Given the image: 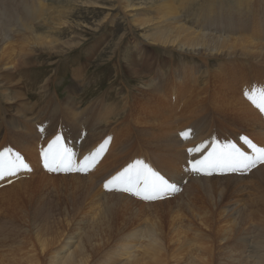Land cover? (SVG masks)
Listing matches in <instances>:
<instances>
[{"label": "rangeland", "instance_id": "rangeland-1", "mask_svg": "<svg viewBox=\"0 0 264 264\" xmlns=\"http://www.w3.org/2000/svg\"><path fill=\"white\" fill-rule=\"evenodd\" d=\"M25 1L27 3V0ZM84 1L86 0H44L45 6L42 14L39 16V20L36 19L31 22L35 23L37 20L38 22H41L42 20H49L48 24L51 26L50 19L52 18L66 19L72 23L76 29L68 30L67 27H63L59 30H63L64 32L58 31L56 34V32L51 31L52 33H50L49 36L58 37L61 35V39H65L67 36L62 35H73L76 36L75 40L80 41V38H82V42L80 41L71 51L67 50L68 53L59 55L55 58L47 57L44 54L37 56L34 61H37L39 65L30 69L27 68L29 72L26 77L28 79L26 77L24 78V81H27L28 85L32 86V88H28V85L22 86L23 91L25 90L27 92L28 88L31 94L30 100H23V103L26 105L23 114L27 115L28 118L33 117V121L30 120V123H33L32 125L37 128V131H42L41 138L44 139L43 141H46L41 145L40 150H47L49 143L53 141L57 135H59L61 137L62 144L71 149L73 153V164L77 166H79L82 162L79 161V159L82 154L86 153V150L92 152L96 146L100 147L98 142L99 144H104V140H107L110 147H113L115 144L114 148H117L116 143L118 138L115 135L119 132L126 131L128 126L132 127V123L129 122L130 118L125 115L128 113L126 110L120 114H117L116 111L103 112V117L99 120L98 117L100 113H102V111L99 112V108L101 107L99 104L104 105L103 107L107 105V110L108 108L115 107V105L120 106L124 104L128 98L132 97L135 86H139L147 80L150 83L151 88L157 91L158 86H163L170 80H175L170 77L173 74L176 77H181V81H183V83L190 84L191 78L186 75V72H183L184 68H189L195 65L194 69L198 68V70L201 71L202 76L200 79H202L208 70L215 73L216 69H218L217 65L226 64L224 58H210L206 60H202L201 58L199 60L197 57L192 58L182 56L175 49L166 50L162 49L160 46H148L147 43L142 46H135V43H143L145 41L143 36L151 33L153 30H146V26H143L142 29H139L137 26L132 27L131 21H129L128 17H126L125 14L118 8L117 1L115 0H91L93 2L97 1L98 3L106 4L109 7L108 9L93 6H82ZM241 2L249 3L250 5L247 6L250 7L241 6ZM1 3H5V5L9 6L11 9L9 7H5L4 5L1 6ZM26 3H24V9L27 12L31 7L25 6ZM170 3L173 9L178 10V19L180 22L186 23L185 26L191 27L192 30L197 29L198 31H202L203 27L207 29L212 25L211 30L215 28L217 30L207 32L214 33V35H220L222 33H225L222 35H229V33L233 32L231 34L232 36L242 38L243 36H241L240 33L242 34L244 25L251 22L250 19H254V16L255 22L261 21L260 23L264 24V0H171ZM0 4V12H2L0 13V18L2 19L1 24L9 19L11 22L16 23L20 16V8L9 4L7 0H0ZM158 5L159 4L156 3L154 6ZM231 8L234 9V15L232 16V22L234 25L228 24L231 22L227 21V14L225 15L224 12L225 10ZM245 8H248L247 12ZM13 9L17 11H15L17 16H15L16 13ZM212 9H216V11L219 9V13L224 12V15L219 16L217 15L218 13L215 12L214 15L209 16L211 19L209 17L204 19L200 18L201 21L197 19L198 16H202V13H208L209 15L210 12L213 11ZM243 9L244 11H241ZM241 12L244 13V16L242 21H238L237 16H240ZM236 13L239 15L236 16ZM145 14L149 13L146 12L144 15ZM105 15H107V17H105ZM250 15L254 16L251 17ZM217 17L218 19L215 22ZM205 21V25L203 24V27H200L202 26L200 23ZM41 24L42 23L38 24L39 27ZM10 28L12 29L14 27ZM0 29L3 28L0 27ZM48 29L50 28H43L45 31ZM4 33H6V31H4ZM9 34L11 33L8 31L6 35L9 36ZM261 39L264 42V38ZM258 40L259 39H256L255 41ZM136 47L141 48L137 49ZM150 52H152L155 56L153 61H148L151 63V66L148 65V62H139L143 55L150 54ZM129 58L134 59L137 68L146 75L144 81L143 79L140 81L134 80L133 77H131L132 73L124 70L125 61ZM205 61H208V64H206ZM248 62H250L252 66ZM204 63L209 67H206ZM230 63H237L236 65L243 64L244 66L241 65L242 67H239L240 72L238 71V74L234 73L235 76L223 74L224 77H231L230 81L232 80L231 82L228 81L225 83L227 87L234 86L237 91L241 93L238 94L240 99H243L241 95L247 92L248 94L255 95L257 101L261 102V99L257 97L256 94H258V91L260 93L261 90H264V64H256L257 67H254L253 65L259 62L253 59H236L235 62ZM247 63L249 65H247ZM261 66L263 68H261ZM148 67L149 69H147ZM76 68L78 69L77 72L75 71ZM242 70L245 73H242ZM74 71L76 73H82V75L80 74L81 78L79 77L77 79H73ZM199 76L200 74H198V77ZM46 78H49V87L45 86L43 88L41 86H44L43 84L46 82ZM163 79L166 81L165 84L162 85L161 82ZM235 80H238L239 82H236ZM175 82V87L177 86L176 88L179 89V93L181 94L182 85L177 80ZM192 85L193 83L191 86ZM245 88L247 89L245 90ZM256 88L257 93L255 90ZM253 89L255 91H253ZM165 91L166 93H170L171 88L169 87L168 89H165ZM192 91L194 90L190 89L185 95H182L184 94V92H182L179 101L174 99L176 102H173L170 95H165V92H163L161 94L162 96H160L162 97V99H160L161 103L166 104L167 106L170 105L169 110L173 114L174 134L175 137L177 136L176 138L180 140L184 154L181 152V154L174 156L172 152L166 151L164 148L159 150L158 147L152 148L150 146H142L144 144V142H142L143 136L139 133L138 128L135 127L138 131L136 134H139V137H134L136 139L134 141L132 140V137L128 140L126 143L127 150H125L122 155L120 154L117 157V162L115 164L109 162L111 157L103 154L102 160L98 163V166L103 170H98V167L95 168L94 165V167L87 173L50 171L52 174H49V170L38 168V170L48 173L46 175L52 178V181L56 182V180H60V183L62 184H54L58 186V188H53L52 186L45 189L43 188L45 191V197H48H46V199L44 197V200L46 201V206L48 207L50 214L47 219V223L43 225L41 231L45 233V237H54V241L56 242H54L55 245L53 244L52 247L48 248L50 253L55 251L58 247H61V244L59 245V243H63L65 241L64 238L67 239L66 236L72 235L76 238L77 244L75 242V245L77 246V250L80 252L82 251L83 253L85 252L86 255H88L89 260L87 264H102L103 256L105 254L107 255L108 251L112 250L113 247H117V243L122 236L127 237L128 235L131 239L129 240L128 238L131 244L130 248L127 250L126 254H120L123 262H125L127 257L129 259L130 254L135 251V246H133L135 240L134 235H130L131 231H135L137 233L135 228L140 225L144 226L146 222H151L156 219L158 222L161 220L159 223L161 226H164V233L169 232L168 226L169 220L171 219L169 217L174 215L177 210H181V213L180 211L178 213V219H181V222L177 223L178 227L181 225L180 230L186 231V238H196L206 246V250L201 253V255H205V258L201 260L202 263L254 264L256 262L253 258L256 257V255L253 254H264V203L262 204L261 201L254 196L257 192L258 183H261L264 187V169H257L259 166H264V163H257L256 167L247 173H228L217 170L211 175H207L198 174L190 170V161L193 159H201L203 154L210 151V148L214 143L218 145H226L227 143L224 142V139L229 138V140L235 142L237 147L244 148L242 146L243 140L241 137H244V135L249 137L247 135L249 134L247 133L248 127H242L246 120L242 122L241 119H238L237 114H234V112L237 111H232L233 113L230 112L226 114L217 113L214 110L212 111L213 108L211 109V104L209 102L208 105L206 104L205 106L204 104L202 106L203 110H205L201 112V114L196 117L194 116L195 118L185 119L184 115L188 112L187 108L190 109V107L187 106H190L191 102L189 105L187 104L189 100L188 97ZM222 92L224 93L223 90ZM135 96L137 97L136 94ZM204 96H206V94L202 97ZM150 97H152V92H150ZM218 97L221 99L225 98L221 94H218ZM68 98L71 102H67V100H69ZM146 99L148 100L149 98ZM146 99L142 98V100ZM59 101H65V104H63L62 107L67 109L66 112L69 113L71 109L73 110V113L68 114V117H70V120H72L76 126L72 125L68 121L69 119H67L66 113L62 110V108H58L57 102L59 103ZM244 101H248L252 104L248 96L244 98ZM232 102L234 104L232 103L231 108L235 107L239 110L241 109L242 104L236 103L233 98ZM248 102L246 104L254 111L256 110L259 120H262L264 125V112H261L257 106H252ZM94 103L97 104L96 107L98 109H96L93 114L90 108H92L91 106ZM135 103L137 104V102ZM135 103L133 104L134 107H130L133 111L132 113L130 111V117L133 118L131 120H134V111L135 109L137 110ZM2 106V103H0V107ZM197 106L198 111L200 104L198 103ZM5 107L3 112H0V114L2 113L0 115V141L4 132H10L9 128L4 129L2 125L3 119L8 121L9 118H16L17 121L19 120V122L23 125H27V123L22 122L18 117H9V113ZM86 110H89L90 112H87ZM20 112H22V109ZM190 116L191 114H189L188 117ZM162 117L164 120V116ZM40 120H43V122L35 123ZM170 125L172 127L171 121ZM96 126L102 130V138L98 141L91 142V144L85 143L86 135L92 133ZM184 129H189L185 132H187L189 136H193V138L186 140L184 138V141L179 135L181 132H184ZM71 130H74L75 135L71 133ZM190 131L193 135L190 134ZM216 134L219 137H223V139H217V136H214ZM252 138L253 137L250 136L249 140H254L258 145H263L262 148H264V141L262 143L257 139ZM136 141L139 142V144H135L134 142ZM203 142H207L209 144L203 145ZM5 143L6 146L10 145L7 140ZM192 144L194 146L203 145V148L200 152H189L188 149L194 147L190 146ZM243 145H245L244 142ZM4 146L5 145L0 147V152H2V148H4ZM12 148L14 147L12 146ZM23 156L25 157L24 162L30 166L31 164L29 165V163H31V161H28L29 157L27 159V156ZM84 156H86V154H84ZM138 160L142 161L144 164H146L145 162L148 160V163L151 165H146L149 167L152 166L151 168H154L153 170L163 169V171L166 170L165 172H171L169 169L170 166L181 164L184 170L180 176L171 177L170 174H164L159 170L162 173V176H164L169 183L176 186L177 190L175 192H171L172 195L170 194L168 199H164V196L163 198L156 199L155 201L142 202L140 199L137 200L135 196L130 195L128 192L120 190L106 191L104 189L102 186L104 181L122 171V169H117L125 163H127L128 167ZM26 170L27 169H23L22 171ZM22 171L20 170L18 172V176L20 172L22 173ZM114 171L115 173H113ZM112 173L113 176H111ZM23 174L24 173L20 175L24 177L25 174L24 176ZM38 175L41 174L38 173L31 179L26 177L23 180H29V182L33 183L36 181ZM102 175L106 176L102 178ZM70 176L74 177L71 178ZM15 178H17V176ZM88 178H91L93 181ZM9 181H5V183L2 182L0 185V217H4L5 220L11 221L10 225L8 224V226L0 232V255L3 256V260H0L2 261L0 264H8V259L13 258L10 255L12 251H15L17 255H21L20 253L23 252L24 249L22 244L26 243V241L28 242L29 239H32L35 245L37 243L35 235L38 230L33 227L32 220L30 219V214L33 211V207H31V205L33 204L29 200V197L31 194L36 195L35 197H37L39 193L41 194V191L32 183H30L29 186L23 185L15 187V189L13 188L11 190L3 191L2 188L12 185ZM84 181H86V187L88 185V181H90L93 183L95 189L99 188L103 193V195L95 197L96 202H86L85 214L79 209H74L70 198H68L70 195H67V193L64 192V189H68L69 192L73 187L76 188L77 184H82ZM7 182L9 183L7 184ZM13 184L15 183L13 182ZM167 195L168 194H166V196ZM139 201H141L140 203L142 204H154L155 206H149L150 209H147V206L145 208H140L135 205V202L139 203ZM230 206L232 207V213L234 214L232 216L226 213L228 212ZM140 211H142V214L146 211L145 215L147 216L138 213ZM249 212L251 217L257 215L262 218V228L251 224L253 218L250 219L248 216ZM238 213L241 214L238 215ZM135 217L137 218V221L134 219ZM142 217L144 219H142ZM201 220L202 223L200 222ZM45 228L46 230H44ZM62 236L64 238H62ZM182 239L184 241V237H182ZM73 240L75 241V239H72V241ZM141 240L142 238H140V241ZM163 242L164 245L162 246L163 249L161 250V253H163V257L166 255L165 262H168V264H175V262L172 261L173 258L171 257V254L173 249L175 251L177 248L181 249V253L184 251L183 254L185 255L180 254L182 257L180 259V263H187V259L190 254L187 256L186 254L190 249H187V251L184 250L185 245L187 244L188 247H190L189 244L192 245V243H194L195 245V243H197L187 239L186 242H183L181 245L175 246L174 244L175 247L171 246L169 248L167 247V243L165 241ZM36 247L39 248L38 245H36ZM71 247H73V244ZM194 250L195 249H193L192 252L196 254L197 252ZM67 251L68 250L63 251L59 256L64 255ZM142 251H138L137 254L139 255L137 256H139V258L142 256L146 262L148 258H145L146 253H142ZM45 252V254L40 253L41 255L39 254V258H42L47 262L49 260L48 256L50 253H47V250ZM179 253L176 250V254L178 255ZM116 258L109 264L123 263L120 258ZM237 258L239 261L236 260ZM184 259L186 260L183 261ZM181 260L183 262H181Z\"/></svg>", "mask_w": 264, "mask_h": 264}, {"label": "bare ground", "instance_id": "bare-ground-1", "mask_svg": "<svg viewBox=\"0 0 264 264\" xmlns=\"http://www.w3.org/2000/svg\"><path fill=\"white\" fill-rule=\"evenodd\" d=\"M115 1H117L118 8L125 14L126 17H128L129 21H131L132 27L137 26L139 29H142L143 26H146V28H147L146 30H153L151 33H148V34L143 36L145 38V41L144 42L142 41L143 43H135L136 44L135 46H142L143 44L147 43L148 46L151 45L152 47L160 46L162 49H166V50H169V49L174 50L175 49L182 56H187V57H192V58L197 57V58H199V60L201 58H202V60H206V59H210V58L211 59L212 58H215V59L216 58H221V59L224 58V60L226 61L225 62L226 64L223 63L224 65H217L218 69H216L215 73H212V72H210V70H208L202 79H200L202 76L201 71H199L198 68L194 69L195 65L191 66L189 68H184L183 72H186V75L191 78L190 84L183 83V81H181L182 80L181 77H176L173 74L170 77H171V79H175V80H172V81L170 80L169 82H167L165 84L166 80L164 81V79H163L161 84L162 85L165 84V85L158 86V87L156 86L158 88L157 91L153 90V88H151V86H150V83L146 80L145 83L140 84L139 86H135L132 97L128 98L124 102V104H122L120 106L115 105V107L108 108V110L106 109L107 105L105 107H103L104 105L99 104V106H101L99 108V112L102 111V113H100V115L98 117L99 120L102 119L103 112H115L116 111L117 114H120L121 112H124L126 110V112H128V113H126L125 115H127L126 117L130 118L129 122L132 123V127L128 126L126 131L119 132L115 135L118 138V141L116 143L117 148H114L115 144L113 147H110L109 144H108V146L104 145V148H106L104 155L106 154L109 157H111L109 162H112L115 164L117 162V157L120 154L122 155L123 152H125V150H127L126 143L128 142V140L132 137V140L134 141V140H136L135 138L139 137V134H136V132L138 133V131L135 129V127L138 128L139 133L141 134V136H143L142 142H144V144L142 146H144V147L150 146L152 148L158 147L159 150H162L164 148V150L172 152L174 154V156L181 154V152H182V154H184L182 151L183 149L181 146V142H180V140H178L176 138L177 136L175 137V134H174L173 114L169 110L170 105L167 106L166 104L161 103L160 99H162V97H160V96H162L161 94L163 92H165L164 93L165 95L166 94L170 95V97L173 99V102H176L174 99L179 101V98H181L182 92H184V94H182V95H185L190 89L194 90V91H192V93L188 97L189 100H188L187 105H189L190 102H191V105L187 106V107H190V109L187 108L188 112H186L184 115L185 119H191L194 116L196 117L197 115L201 114V112H203L205 110V109L203 110L202 106L204 104H205V106H206V104L208 105V102L211 104V109L213 108L212 111L214 110L217 113L226 114V113H230L232 111H237L238 113L234 112V114H237L238 119H241L242 122H244V120H246V122L242 125V127L243 128L248 127L247 133H249V134H247V135L249 137L251 136L254 139H257L259 142L263 143V141H264V130H263L264 125L262 123V120H259V117L256 114L257 113L256 110L254 111L253 109H251L246 104L247 102L244 101V98H246L245 93H243L241 95L243 100L240 99L238 97V94H241V93H239L234 86L227 87V85L225 84L226 82L230 81L231 77H228V76L224 77V75H223V74H230V76H232V75H234V73L238 74L237 72L238 71L240 72L239 67H242L241 65H243V64L236 65L237 63L236 64L230 63V62H235L236 59L237 60L238 59H241V60H250V59L257 60L259 63H255V65H253L254 67L255 66L257 67V65L264 64V42L261 39V38H264V24L260 23L261 21L255 22L254 21L255 16L250 15L251 17L254 16V19H250L251 22H248L247 24L244 25L242 34L240 33V35L243 36L242 38H239L237 36H232L231 34L233 32L229 33V35H222L225 33H222L220 35H214V33H208V32L213 31V30L216 31L217 29L215 28V29L211 30L212 25L210 28L209 27L207 29L204 28L203 24L206 23V21L200 23L202 25L200 27H203L202 31H198L197 29L192 30L191 27L185 26L186 23L180 22V20L178 19L179 15L177 14L178 10L173 9L171 7V3H170L171 0H115ZM7 2L9 4L15 6V7L20 8V16H19V19H17L16 23L11 22L9 19L6 22H4L3 24H1L2 19L0 18V27L3 28V29H0V103H2V105H3L2 107H0V112H3L4 107L6 106L5 108H7V112L9 113V117L10 116L18 117L21 119L22 122L27 123V125H23L21 122H19V120L17 121L16 118H9L8 121H5L3 119L4 123L2 121V125H3L4 129L9 128L10 132H4V134L1 136L0 147H3V145L6 146L5 141L7 140V142H9L10 145H8L6 147L4 146V148H2V151L4 149H9L10 155L14 156L15 154H19V156L23 159V161L25 160V157L23 155H25V156H27V159L29 157L30 160L28 159V161H31V163H29V162L28 163H29V165L30 164L31 165L28 166L26 171H22L23 169H21L22 173L25 174V176L23 174L24 177H22L20 175V174H22L20 172L19 176H21V177H19L18 173H17L16 175L9 176L7 178H0V185L2 184V182L5 183V181H9L10 179H12L9 181L12 185L2 188L3 191L11 190L13 188L15 189V187L23 186V185L29 186L30 183H32V182H29V180H23V179H25L26 177H29L31 179L36 174H38V173L41 174V175H38L36 181L32 183L33 185L37 186V189H39L41 191V194L39 193L37 195V197H35L36 195L31 194V196L29 197V200L33 204V205H31V207H33V211H32V213L30 212L31 213L30 219L32 220L33 227H35L36 230H38V232L35 235V240L37 242L36 245H38L39 248L36 247V245L32 241V239H29L28 242L26 241V243L22 244V247H24V249H23V252L20 253L21 255H17L15 251H12L10 253V255L13 258L12 257H11L12 259L9 258L7 263L8 264H87L88 260H89L88 255H86L85 252L83 253L82 251L80 252L77 250V246L75 245L76 238L72 235L66 236L67 239H65L62 236V238H64L65 241L63 240L64 241L63 243H61V242L59 243V245L61 244V247H58L57 249H55V251H53L51 253L48 251L49 250L48 248L52 247L53 244L55 245L56 242L54 241V239H55L54 237L53 238L47 237V236L45 237V233H43L41 231L43 228V225L45 223H47V219H48L49 214H50L49 209L46 206V201L44 200L45 191L43 190V188L44 189L49 188L50 186H52L53 188H58V186H56V185H62V184L60 183V180L59 181L56 180V182L52 181L53 179L46 175L48 173H45L42 170H38V168H40V169L43 168V166L41 165V162H40V160L43 156V154H42L43 150H40V149H41V145L44 144L46 141H43L44 139L41 138L42 131L41 130L37 131V128H35V126L32 125L33 123H30V120H32L33 117L28 118L27 115L23 114L24 113L23 111H24L25 106H26L23 103L24 102L23 100H30L31 94H30L28 88H30V89L32 88V86L28 85L27 81L26 82L24 81V78L27 76V74L29 72L27 68L30 69V68H33L34 66H38L39 63L37 61L35 62L34 60L36 59L37 56H40L42 54H44L50 58H55L59 55L68 53L67 50L71 51L72 49H74L78 45V43L81 41L82 38H80V41H79V40H75L76 36H73V35L72 36L62 35V36H67L65 39H61V35L58 37L49 36V34L52 33L51 31L56 32V34H57L58 31L64 32L63 30H59L60 28L67 27L68 30L69 29L75 30L76 27H74V25L72 23H70L68 20L62 19V18L50 19L51 26L48 24L49 20H42L41 22H38L39 16L42 14L44 6H45L44 0H27V3L25 0L24 1H22V0H7ZM24 3H26L25 6L31 7L30 9H28L29 11H27V12L24 9ZM156 3H158L159 5L154 6ZM3 5L5 7H9V6L5 5V3L2 4L1 6H3ZM247 5H250V4L241 2V6L246 7ZM82 6H85V7L93 6V7L104 8V9L109 8L106 4L98 3L97 1L93 2L91 0L84 1ZM247 7H250V6H247ZM206 9H208V8H206ZM247 9L248 8H245L246 12H247ZM212 10L213 11L210 12L209 15H208V13H202V16L201 17L198 16L197 19L200 20V18H202V19L207 18L209 16L214 15L215 12L218 13L217 15L220 16V15H224V12H225V15L226 14L228 15V16L226 15L227 21L231 22L228 24L234 25V23L232 22V16L234 15V9L233 8L225 10L223 13H221V12L219 13V9L217 11H216V9L215 10L212 9ZM13 11L15 12L16 10L13 9ZM241 11H244V9ZM146 12L149 14H145L146 15L145 16L144 13H146ZM0 13H2V12H0ZM243 14L244 13H242V12H241L240 16H237V15H239L238 13L235 14L238 17V21H240V20L242 21L243 16H244ZM252 14H255V13H252ZM107 15H105V17H107ZM8 16H9V14H8ZM15 16H17V13L15 14ZM36 19H38L37 22H35V23L31 22L32 20H36ZM217 19H218V17L215 19V22ZM18 20H19V22H18ZM40 23H42L40 25L41 28L38 25ZM208 23H209V21H208ZM215 26H217V25H215ZM10 27H14V28L11 29ZM42 27L43 28L49 27L50 29L45 31V30H43ZM200 29H202V28H200ZM204 30H206V31H204ZM4 31H6V33L9 31V33H11V34H9V36H7L6 33H4ZM235 34H236V32H235ZM256 39H259V40L255 41ZM83 40H85V39H83ZM138 48L140 49L141 47H138ZM138 54H141V53H138ZM154 58H155L154 54L152 52H150V54L143 55L141 57V59L139 60V62L153 61ZM205 63L208 64V61H205ZM205 63H204V65H205ZM248 63H250V62H248ZM248 63H247V65H249ZM41 65H44V64H41ZM148 65L151 66V63L148 62ZM205 66L209 67L207 65H205ZM251 66H252V64H251ZM124 67H125L124 70L132 73L131 77H133L134 80H136V81H140L142 79H143V81L145 80L146 75L137 68V65H136L134 59H131V58L126 59ZM258 68H259V66H258ZM261 68H263V67L261 66ZM147 69H149V67ZM77 70L78 69L76 68L75 71L77 72ZM246 70H247V68H246ZM75 71L73 73V79L79 78L80 74L82 75V73H80V72L76 73ZM242 73H245V72L243 71ZM198 74H200L199 77H198ZM17 77H18V79H17ZM176 80L179 81V83L182 85L181 86L182 87L181 94L179 93V89L176 88L177 86L175 87V85H176L175 81ZM45 81L46 82L43 84L44 86H41L43 88L45 86L49 87V85H48L49 78H46ZM192 83H193V85L191 86ZM26 85H28L27 92L25 90L23 91V89H22L23 88L22 86H26ZM169 87L171 88V92H170L171 94L166 93V91H165V89H168ZM242 87H244V86H242ZM246 89L247 88H245V90ZM222 90L224 91V93L222 92ZM255 90L257 93V88ZM255 90L253 89V91H255ZM253 91H252V93H253ZM150 92H152V97H150ZM135 94L137 95V97L135 96ZM204 94H206V96L202 97ZM218 94H221L225 98L224 99L219 98ZM249 95H251V94H249ZM256 95H259V91H258V94H256ZM142 98L143 99L149 98V99L148 100L146 99L147 100L146 101V100H142ZM232 98L234 99V101L236 103L242 104V107L240 109L241 111L235 107L231 108V105L233 103ZM67 102H71V100L69 99V100H67ZM135 102H137V104ZM134 103L136 104L135 107L137 108V110L135 109V111H134L135 112L134 113V120H131L133 118H131L130 115L133 111L130 107H132V106L134 107V105H133ZM198 103L200 104V107L197 111ZM57 104H58L57 105L58 108H62V110L66 113V117H67V119H69L68 121L72 125L76 126V124L73 123L72 120H70V117H68V114H72L73 110L71 109L69 113L66 112L67 109L62 107V105L65 104V101H63V102L59 101V103L57 102ZM167 104H169V103H167ZM96 105L97 104L94 103L91 106L92 108H90V110H91V112H93V114L95 113V110L98 109L96 107ZM21 109H22V112H20ZM86 111L90 112L89 110H86ZM130 111H131V113H130ZM209 112H211V111H209ZM189 114H191L190 117H188ZM162 116H164V120H163ZM171 116H172V119H171ZM170 121L172 123V127L170 125ZM41 122H43V120H40L39 122L37 121L35 123H41ZM64 122L66 123L65 120H64ZM71 133H73V135H75L74 130H71ZM101 133H102V130H100L96 126L95 129L92 131V133L86 135L85 143L91 144V142H95V141L100 140L102 138ZM242 135H244V134H242ZM244 137H246V136L244 135ZM249 137H247L248 140H249ZM82 138H84V137H82ZM224 142L227 144L228 143L229 144H235V142L229 140V138L224 139ZM134 143L139 144V142H137V141ZM134 143H131V144H134ZM98 145L101 146L102 144H99V142H98ZM12 146L14 148H12ZM190 146H194V145L192 144ZM238 148L242 149L241 147H238ZM92 150H93V148H92ZM249 154L252 155L253 157H255L254 156L255 152H249ZM174 161H175V159H174ZM151 162H153V161H151ZM145 163L149 164V166L151 165L150 163H148V160ZM96 167H98V170H103L98 165ZM263 167L264 166H259L257 169H264ZM31 169H32V171H31ZM169 169L171 170V172H169V171L165 172L166 170L163 171V169H159V170L164 174H170L171 177L180 176L182 171L184 170L183 166L181 164L180 165H172L169 167ZM159 170H155V171H157L158 173H160L162 175V173ZM49 174H52V173H50V171H49ZM16 176H17V178H15ZM103 176H105V175H102L101 177L103 178ZM73 177L74 176H72L71 178H73ZM88 179L93 181L91 178H88ZM61 181H63V180H61ZM9 182H7V184ZM13 182L15 184H13ZM54 184H56V185H54ZM102 186H103V184H102ZM73 188L69 192H68V189H64V192H66L67 195H70V197H68V198H70L71 204L74 207V209H76V210L79 209L84 214L86 212V202L94 203V202H96L95 197H97L99 195H103L101 190L99 188L95 189L93 183L90 181H88L87 187H86V181H84L82 184H77L76 188H74V190H73ZM29 191H31V190H29ZM25 194H26V192H25ZM254 196H256L258 198V200L261 201L262 204L264 203V187L261 185V183L257 184V192L254 194ZM46 197H45V199H46ZM140 202L141 201H139V203L135 202V205L139 206L140 208H145L147 206L146 207L147 209H150L149 206H155L154 204H152V205L144 204V203L142 204ZM71 211H73V210H71ZM142 211H144V210H142ZM142 211H140L138 213L142 214ZM179 211L181 213V210H177V212L174 215L169 217L171 219L169 220V226H168L169 232H166L167 234L164 233V226H161L159 223V222H161L160 219H159L160 220L159 222H158V220L156 221V219L152 220L151 222H146L144 224V226L140 225L141 227L139 226V227L135 228V230H137V233L135 231H131L130 235L131 236L134 235L135 242H134L133 246H135V251L130 254L129 259L127 257L125 262H123L122 257H120V254L124 255L127 253V250L130 248V245H131L129 242V240H131V239L127 235V237L122 236V238L117 243V247H115V248L113 247L112 250L108 251L107 255L105 254L103 256L102 264H109L116 257H117L116 259L120 258V260H122V262H123L122 264H168V262H165L166 261L165 260L166 255L163 257V255H162L163 253H161V250L163 249L162 246L164 245L163 241H165L167 243V247L170 248L171 246H174V244H175V246L181 245L183 242H186L187 239H190L192 242L194 241L197 243H195V245H194V243H192V245L189 244L190 247H188L187 244L185 245L184 250L187 251V249H190L187 251L186 256L188 254H190V255L188 256L189 258L187 259V263H185V262L184 263L185 264H204L201 262V260H203L205 258V255H203V254L201 255V253L206 250V246L204 245V243L200 242L196 238H186L187 237V235L185 234L186 231L180 230L181 225H179V227L177 225V223L181 222V219H178ZM145 212H143L144 214H142V215L147 216V215H145ZM250 212L248 213V216L250 217V219L251 218L254 219V220L252 219L251 224L253 226H259V228H262L263 227V225L261 223L262 218L260 216H257V215H254L251 217ZM67 213H68V210H67ZM226 213H228V215H230V216L234 215L232 213V207L231 206L229 207V210ZM239 214H241V213H238V215ZM68 215H70V214H68ZM136 217L134 219L137 221ZM154 218H155V216H154ZM142 219H144V218L142 217ZM80 221H81V219H80ZM200 222L202 223V220ZM10 223H11L10 220H5L4 217H0V232L2 230H4L8 226V224L10 225ZM44 230H46V228ZM183 232H184V234H183ZM182 237H184V241H183ZM128 238H129V240H128ZM140 238H142L141 241H140ZM72 239H75V241L73 240L74 241L73 242ZM60 241H61V238H60ZM72 244H73V247H71ZM76 244H77V242H76ZM59 245H57V246H59ZM193 249H195L194 251L197 252L196 254H194L192 252ZM46 250H47V253L48 252L50 253L48 256L49 260L47 262H46V260L39 258V254L40 253L45 254ZM66 250H68V251L64 255L59 256V255H61V253L63 251H66ZM176 250L178 253L180 250V253L178 255L176 254ZM176 250L174 251V249H173V251H172V254H171V257L173 258L172 261L175 262V264H182V263H180V259L182 258L180 254H183L184 251H182V253H181V249L177 248ZM138 251L139 252L142 251V253H146L145 258H148L146 262L142 256H141V258H139V256H137V255H139V254H137ZM253 255H256V257L253 258L254 261L256 262L254 264H264V254H262V253L255 254L254 253ZM2 258H3V256L0 255V260ZM184 258H186V257H184ZM239 258H240V256H239ZM185 260L186 259H184L183 261H185ZM236 260L239 261L238 258ZM183 261L181 260V262H183ZM0 262H2V261H0Z\"/></svg>", "mask_w": 264, "mask_h": 264}, {"label": "snow or ice", "instance_id": "snow-or-ice-1", "mask_svg": "<svg viewBox=\"0 0 264 264\" xmlns=\"http://www.w3.org/2000/svg\"><path fill=\"white\" fill-rule=\"evenodd\" d=\"M245 95L261 112H264V90L259 93L261 98L259 103L255 95H249L247 92ZM179 135L187 137L188 133L181 132ZM241 139L250 147L255 148V145L247 137H241ZM106 143L107 140L105 141ZM202 148L203 145H197L188 149V151L200 152ZM103 149L104 144L100 146V150L102 151ZM256 151L257 155L253 157L241 151L235 144L218 145L214 143L211 150L202 159L190 161V170L198 174L207 175H211L217 170L228 173H247L255 168L257 163H264V149H257ZM42 154L46 161L45 167L49 171L87 173L94 167L96 157L100 155V151L85 156L80 165L76 166L73 164L71 149L64 146L61 142V137L57 135ZM27 168L28 165L19 154L10 155L9 149H4L0 152V178L16 175L21 169ZM103 187L106 191L120 190L134 193L145 200H154L160 194L177 190L176 186L169 183L164 176L139 160L110 179L105 180Z\"/></svg>", "mask_w": 264, "mask_h": 264}]
</instances>
